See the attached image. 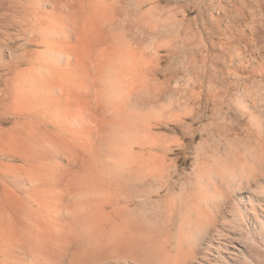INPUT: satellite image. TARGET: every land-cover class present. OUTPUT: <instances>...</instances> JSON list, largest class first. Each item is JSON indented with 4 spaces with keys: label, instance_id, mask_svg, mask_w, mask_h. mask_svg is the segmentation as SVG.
<instances>
[{
    "label": "bare ground",
    "instance_id": "1",
    "mask_svg": "<svg viewBox=\"0 0 264 264\" xmlns=\"http://www.w3.org/2000/svg\"><path fill=\"white\" fill-rule=\"evenodd\" d=\"M156 1L0 0V264H210L242 253L241 233L264 246L258 117L246 139L255 155L239 141L235 166L198 172L175 195L157 153L167 139L149 122L172 105H155L167 92L142 48L158 50ZM224 88L208 90L212 120L235 102L264 109L246 87ZM226 118L212 121L206 151L234 129Z\"/></svg>",
    "mask_w": 264,
    "mask_h": 264
},
{
    "label": "rangeland",
    "instance_id": "2",
    "mask_svg": "<svg viewBox=\"0 0 264 264\" xmlns=\"http://www.w3.org/2000/svg\"><path fill=\"white\" fill-rule=\"evenodd\" d=\"M156 4L158 11L154 16V24H156L155 27L157 26L158 50L148 47L147 42L142 45V48L147 55L152 54L150 65L157 63L158 69L154 77L162 83L163 89L167 92L155 105L163 103L169 96L172 105L167 109V113L163 114L164 119H161L163 123L159 121L158 114L157 117L156 114L151 117L149 122L155 123L158 119L160 124L154 133L161 134L167 139L165 150L156 152L168 153L167 162L172 165L174 180L177 181L178 186L175 190L176 195L179 187L187 183L186 180L188 184L194 181L198 172L207 179L216 173L231 169L232 165L235 166L232 155L235 158L236 149L241 147L246 151L250 147V154L255 155L257 152V150L254 151L256 147H253L255 143L246 139L248 138L247 129L255 128L254 122L257 117L264 124V109L259 106L244 109L240 104L235 106L237 104L235 102L232 103L233 108L227 109L225 105H221L218 111L219 118L227 117V120L234 123V129L229 131L227 137L229 140L227 141L224 135L220 138L215 137L219 139L220 144L218 145L217 141V144H213L208 151H206L207 146L204 140L212 141L213 134H210L212 121H221L218 115L214 116L215 120L211 118L214 106L213 101L207 98L210 89L221 90L223 87L227 89L229 87L231 92L236 93L237 89V92H241L247 88V91L249 89L251 93L264 98V29L262 28L264 0H157ZM130 8L134 6L131 5ZM143 9L147 10L148 6H144ZM258 27L263 29V32H257L255 36L257 40H254L253 33L255 29H259ZM22 42L24 40L18 39L14 43H9V46L15 48ZM30 48L39 49L37 46H30ZM8 53L2 50L6 60ZM234 77L238 80L235 81ZM228 81L233 85H228ZM197 116L200 118L202 116V119ZM250 117L255 120L251 121ZM244 118L249 123L245 122ZM7 125L9 124L5 126ZM203 128L206 130L203 131ZM239 141L242 146L238 145ZM227 142H231L230 145ZM247 144L248 148H246ZM234 147L236 149H233ZM241 148L239 150L243 151ZM234 231L239 234L238 229ZM242 235V233L239 234L240 240H238L245 244L242 253L234 252L239 255L234 253L233 255L231 251L223 250L221 256L214 258L210 264H264V246L259 241V237L254 236L256 241L252 243L249 239H245V235L241 237Z\"/></svg>",
    "mask_w": 264,
    "mask_h": 264
}]
</instances>
